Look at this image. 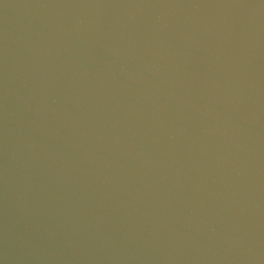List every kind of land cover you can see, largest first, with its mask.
Returning <instances> with one entry per match:
<instances>
[{
    "label": "water",
    "instance_id": "water-1",
    "mask_svg": "<svg viewBox=\"0 0 264 264\" xmlns=\"http://www.w3.org/2000/svg\"><path fill=\"white\" fill-rule=\"evenodd\" d=\"M0 264H156L117 241L0 188Z\"/></svg>",
    "mask_w": 264,
    "mask_h": 264
}]
</instances>
